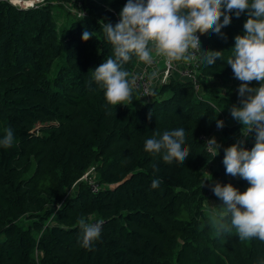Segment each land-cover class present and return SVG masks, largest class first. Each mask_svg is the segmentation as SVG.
<instances>
[{
    "label": "trees",
    "instance_id": "16d2710c",
    "mask_svg": "<svg viewBox=\"0 0 264 264\" xmlns=\"http://www.w3.org/2000/svg\"><path fill=\"white\" fill-rule=\"evenodd\" d=\"M56 2L70 8L65 22ZM125 3L43 0L22 8L0 0V133L11 127L16 136L12 148H0V264H260L264 241L240 240L219 218L220 200L215 211L206 205L215 195L204 185L248 187L222 162L226 138L241 126L229 112L238 95L226 85L234 77L226 59L247 15H233L224 35L199 30L201 48L223 51L208 66L198 46L199 90L172 73L141 96L133 58L124 65L133 95L109 110L91 70L111 54L103 24L117 23ZM85 29L94 35L88 41ZM179 123L190 130L188 159L144 151L146 138ZM215 134L216 156L205 143ZM91 169L96 192L82 179ZM157 174L163 183H152ZM81 216L102 221L92 250L78 242Z\"/></svg>",
    "mask_w": 264,
    "mask_h": 264
},
{
    "label": "clouds",
    "instance_id": "9594fccd",
    "mask_svg": "<svg viewBox=\"0 0 264 264\" xmlns=\"http://www.w3.org/2000/svg\"><path fill=\"white\" fill-rule=\"evenodd\" d=\"M241 14L247 15L243 33L234 37L226 59L234 78L241 82L237 89L238 103L231 105L229 112L236 123L242 124L239 128L242 134L245 137L254 134L255 142L250 149L243 146V140L225 147L222 162L226 174L246 180L248 187L240 191L232 183L220 182L210 187L221 202L218 210L221 221L226 219L240 240L264 241V0H126L118 13V22L103 24L111 54L91 73L93 82L103 90L105 107L111 110L133 95L129 73L124 68L133 58L151 64L162 60L155 57L160 55L172 63L190 56L192 49L199 46L203 62L213 65L223 58V51L201 48L199 30L211 28L213 33L224 35L221 29L230 24L233 15ZM92 36L93 32L85 29L81 39L88 41ZM156 76L153 71L150 78ZM252 81L258 85H252ZM215 123L218 129L224 127L222 119H216ZM189 136V127L184 123L165 126L145 139L144 151L162 153L170 160H186L190 152L186 143ZM15 143L14 130L5 127L0 133V148L10 149ZM205 143L212 146L216 156L220 149L216 137L211 136ZM152 183H163L162 176L154 175ZM76 223L80 246L92 250L102 235V221L92 222L81 216ZM220 227L225 225L221 223ZM260 264H264V258Z\"/></svg>",
    "mask_w": 264,
    "mask_h": 264
},
{
    "label": "built area",
    "instance_id": "2783aa9c",
    "mask_svg": "<svg viewBox=\"0 0 264 264\" xmlns=\"http://www.w3.org/2000/svg\"><path fill=\"white\" fill-rule=\"evenodd\" d=\"M37 4H35L33 1H32V4L29 5L30 7H33V6H36ZM197 54H198V46L197 47H194L192 49V54L189 56L188 55V60H187V64L181 66V67H178V69L180 70V73L181 75L185 78V79H189V80H192V83L194 84V88L195 90H199L200 86H199V83L197 82V79H196V76H195V68L197 67L196 65V57H197ZM156 58H159V59H162L163 62H164V66H165V70L164 71V74L162 76L163 78V81L166 79L167 77V73L171 70L173 71L174 70V66L171 62H168L167 59L163 56H160V55H155ZM132 85L135 86V87H138L140 90H141V96H149L150 95V82H149V79L147 78V74L145 71H142L140 73H138L134 79L132 80ZM208 139V138H207ZM244 141V145L245 147L247 148H251L252 147V144L255 142L254 141V134H249L248 136H244L242 134V139ZM207 145V149L209 151H211V153H213V148L212 146ZM82 179L88 181V184L90 186V188L93 190V191H97L98 190V187H97V183L95 182V180L93 179V177L91 178L89 176V174L86 172L83 176H82ZM206 190H207V194L208 193H212L211 191V187L210 185H206Z\"/></svg>",
    "mask_w": 264,
    "mask_h": 264
},
{
    "label": "rangeland",
    "instance_id": "374dc122",
    "mask_svg": "<svg viewBox=\"0 0 264 264\" xmlns=\"http://www.w3.org/2000/svg\"><path fill=\"white\" fill-rule=\"evenodd\" d=\"M10 1H12L13 3H15L16 5H21V6H24V7H27V8H29L30 6H28V5H25L24 3H21L20 2V0H15V2H14V0H10ZM42 1L43 0H33V2H37L38 4H40V3H42ZM32 3L30 2L29 3V5H31ZM54 4H56V7H54V13L56 14V16L58 15V17L61 19V21H63V22H65L66 21V19H67V17H66V15H65V12L64 11H67V10H69L70 8L68 7V6H65V7H60V6H57V2L56 3H54ZM73 13H74V9H73ZM58 17H56V19H57V21L58 22H60V20H59V18ZM162 65L160 64L159 65V67H161ZM164 71V70H163ZM163 71H162V73L160 72V74H158L157 75V77H156V80H158V82L160 81V80H163V78H162V76H163ZM166 71V70H165ZM172 73L173 74H176L177 76H179V77H181V78H184L182 75H181V73H180V70L178 69V68H176V69H174L173 71H169L168 73H167V77L166 78H168V76L169 75H172ZM149 75V73H147V76ZM185 79V78H184ZM232 84L233 86H235L236 85V87H235V89L237 90L238 89V86H239V84L241 83L239 80H237L236 78H232V79H230L227 83H226V85L227 84ZM214 85H215V83H213ZM219 84V83H218ZM229 84V85H230ZM253 85L254 86H256V85H258V82H254L253 83ZM231 118V117H230ZM232 119V118H231ZM233 121H234V123H235V120L233 119ZM232 121V122H233ZM240 127H242V124H241V126ZM239 131V130H238ZM213 136H215L216 137V139H217V141H218V143H219V140H218V135L217 134H215V135H213ZM226 139H228V137L226 138ZM242 139V132L241 133H235L233 136H230V138H229V140H228V142H229V144L231 145V144H233V143H235V140L237 141V140H241ZM215 166H216V161L215 160H212V161H210L204 168H203V170H202V174H204L205 176H209V173L215 168ZM91 172H92V169L91 170H89L87 173L89 174V176L92 178L93 176H95V173H92L91 174ZM236 177H238V176H236ZM94 179V178H93ZM95 180V179H94ZM209 183L208 182H205V184L204 185H208ZM210 185V184H209ZM219 203V199L217 198V197H215V196H212V197H209L207 200H206V205L208 206V207H210L211 209H210V211H215L216 209H217V207H218V204Z\"/></svg>",
    "mask_w": 264,
    "mask_h": 264
},
{
    "label": "crops",
    "instance_id": "0c3cea01",
    "mask_svg": "<svg viewBox=\"0 0 264 264\" xmlns=\"http://www.w3.org/2000/svg\"><path fill=\"white\" fill-rule=\"evenodd\" d=\"M153 55H155V52H153ZM187 60H188V55H186V56H184V57H182V58H180L178 60L172 61L173 65L175 67L174 69L178 68V66L183 65L185 62H187ZM160 64L162 65L161 67H159ZM134 70H135L136 73L140 72V71H145L146 73H149L148 76L150 78L151 73L153 71L157 72V75L160 74V72L162 73V71L164 70V66H163L162 62L157 61V60L152 61L151 64H146V63H144L142 61H139L137 59V63H136V66H135ZM156 77L155 78H150L152 86L156 85L157 82H158V80H156ZM235 87H236V85H235ZM235 123H236V120H235ZM238 132L241 133L240 129H239V131L237 130L235 133H238ZM235 133L231 134L230 136H233ZM230 136H228V139H226L227 142H228ZM235 142H236V140H235Z\"/></svg>",
    "mask_w": 264,
    "mask_h": 264
},
{
    "label": "bare ground",
    "instance_id": "6f19581e",
    "mask_svg": "<svg viewBox=\"0 0 264 264\" xmlns=\"http://www.w3.org/2000/svg\"><path fill=\"white\" fill-rule=\"evenodd\" d=\"M33 0H20L21 3H24L25 5H28L29 6V3L31 2L32 3ZM15 2V0H14ZM35 4H38L37 2H34Z\"/></svg>",
    "mask_w": 264,
    "mask_h": 264
}]
</instances>
